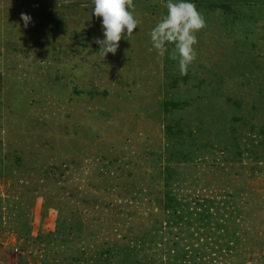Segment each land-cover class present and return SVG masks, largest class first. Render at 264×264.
<instances>
[{"label": "rangeland", "instance_id": "obj_1", "mask_svg": "<svg viewBox=\"0 0 264 264\" xmlns=\"http://www.w3.org/2000/svg\"><path fill=\"white\" fill-rule=\"evenodd\" d=\"M190 2L181 75L161 0L106 57L92 0H0V264H264V0Z\"/></svg>", "mask_w": 264, "mask_h": 264}, {"label": "clouds", "instance_id": "obj_2", "mask_svg": "<svg viewBox=\"0 0 264 264\" xmlns=\"http://www.w3.org/2000/svg\"><path fill=\"white\" fill-rule=\"evenodd\" d=\"M92 14L102 18L104 39H96L103 57L116 54L122 39L131 40L140 20L134 15L133 0H92ZM165 14L150 32L152 49L158 58L168 57L178 63L181 75H187L189 68L198 58L197 34L207 27L204 15L190 0H161ZM24 26L31 22V17L21 13ZM150 49V50H152Z\"/></svg>", "mask_w": 264, "mask_h": 264}]
</instances>
